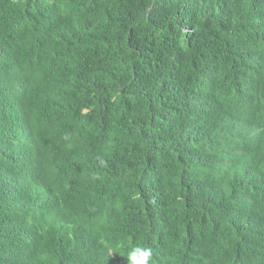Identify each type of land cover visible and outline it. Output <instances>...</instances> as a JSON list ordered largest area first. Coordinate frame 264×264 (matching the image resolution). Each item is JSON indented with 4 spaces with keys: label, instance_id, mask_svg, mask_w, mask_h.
Listing matches in <instances>:
<instances>
[{
    "label": "trees",
    "instance_id": "1",
    "mask_svg": "<svg viewBox=\"0 0 264 264\" xmlns=\"http://www.w3.org/2000/svg\"><path fill=\"white\" fill-rule=\"evenodd\" d=\"M264 264V0H0V264Z\"/></svg>",
    "mask_w": 264,
    "mask_h": 264
},
{
    "label": "clouds",
    "instance_id": "2",
    "mask_svg": "<svg viewBox=\"0 0 264 264\" xmlns=\"http://www.w3.org/2000/svg\"><path fill=\"white\" fill-rule=\"evenodd\" d=\"M153 251L151 247L135 246L128 253V264H151Z\"/></svg>",
    "mask_w": 264,
    "mask_h": 264
}]
</instances>
